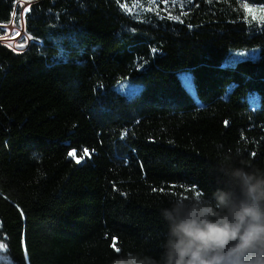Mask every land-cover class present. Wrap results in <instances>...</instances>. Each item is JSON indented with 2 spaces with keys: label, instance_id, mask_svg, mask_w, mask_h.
Instances as JSON below:
<instances>
[{
  "label": "trees",
  "instance_id": "16d2710c",
  "mask_svg": "<svg viewBox=\"0 0 264 264\" xmlns=\"http://www.w3.org/2000/svg\"><path fill=\"white\" fill-rule=\"evenodd\" d=\"M176 2L0 0V36L31 39L0 44V264L159 261L170 200L264 171V0Z\"/></svg>",
  "mask_w": 264,
  "mask_h": 264
},
{
  "label": "clouds",
  "instance_id": "9594fccd",
  "mask_svg": "<svg viewBox=\"0 0 264 264\" xmlns=\"http://www.w3.org/2000/svg\"><path fill=\"white\" fill-rule=\"evenodd\" d=\"M210 196L176 197L162 210L161 259L132 251L112 264H264V171L220 165Z\"/></svg>",
  "mask_w": 264,
  "mask_h": 264
},
{
  "label": "rangeland",
  "instance_id": "374dc122",
  "mask_svg": "<svg viewBox=\"0 0 264 264\" xmlns=\"http://www.w3.org/2000/svg\"><path fill=\"white\" fill-rule=\"evenodd\" d=\"M127 12H134L137 18H142L145 13L149 10H155V11H163L167 15L172 14V10L174 9L175 4L177 3L176 0H125ZM23 10L24 13L27 11L29 3L27 1L23 2ZM250 16L252 18H255L257 20L262 19L261 15V8L250 6ZM5 34L0 36V44L7 46L14 52H21L24 50V48L28 45L30 42V38L24 33V30L22 28H17L14 25H8L3 27ZM258 57V50H250V51H244V52H234L232 53L226 64H232L233 62L244 60V59H256ZM181 81L185 84V87L190 90L191 94H193L192 91V83L189 80V76L185 73L180 74ZM123 87H125L127 90L131 91L133 87L129 86L128 83H124L123 86L117 85L116 89L126 94L127 96H130L133 92L128 93ZM138 90V89H137ZM136 91V90H135ZM0 261L2 259L0 258Z\"/></svg>",
  "mask_w": 264,
  "mask_h": 264
},
{
  "label": "snow or ice",
  "instance_id": "6c2138e0",
  "mask_svg": "<svg viewBox=\"0 0 264 264\" xmlns=\"http://www.w3.org/2000/svg\"><path fill=\"white\" fill-rule=\"evenodd\" d=\"M68 155H69V156H71V155H72V153L70 152ZM76 162H77V163H80V161H79V160H77Z\"/></svg>",
  "mask_w": 264,
  "mask_h": 264
}]
</instances>
